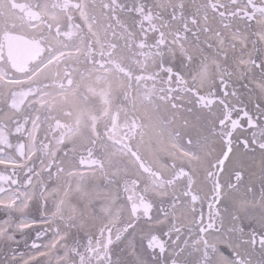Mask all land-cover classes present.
<instances>
[{"label":"snow or ice","instance_id":"snow-or-ice-1","mask_svg":"<svg viewBox=\"0 0 264 264\" xmlns=\"http://www.w3.org/2000/svg\"><path fill=\"white\" fill-rule=\"evenodd\" d=\"M135 11L141 56L157 64L154 74L138 77L150 82L142 85L143 97L173 110L161 123L188 159L145 160L131 144L136 122L113 129L108 156L87 148L58 158L46 144L38 149L18 136L14 143L0 131V164L12 166L10 174L0 172V238L19 244L17 232L21 239L34 234L30 247L62 246L63 264H264V176L257 214L249 210L244 193H255L233 138L250 131L237 140L264 153V44L246 43L252 21L264 42V0H206L197 6L202 21L183 0H143ZM234 41L241 42L239 53ZM202 151L204 163L196 166ZM89 221L100 224L98 235L85 226ZM49 237L50 245L37 243ZM25 256L6 247L0 264H22Z\"/></svg>","mask_w":264,"mask_h":264},{"label":"bare ground","instance_id":"bare-ground-1","mask_svg":"<svg viewBox=\"0 0 264 264\" xmlns=\"http://www.w3.org/2000/svg\"><path fill=\"white\" fill-rule=\"evenodd\" d=\"M19 1H24L29 4L30 0H0V34L2 31L8 30L16 34L31 37L33 35L38 36L36 33L39 31L38 33H41L40 35L48 37L45 41L46 44H54V41L50 37H55L58 44H54V49L48 46V53L46 52L43 58L31 62L28 71L17 70L14 72L0 41V122L4 126L7 127L8 123L12 125L17 116L15 105L10 101L13 87L25 85L32 81L31 79H34L35 83L38 82V85L45 86L42 87L45 88L43 90L44 94L49 95L56 102L54 109L52 108L53 110H51L48 116L49 123L44 125L42 131H39V128L35 129V120L38 115L36 108L31 120H29L27 126L29 138L27 143L34 142L38 149L41 145L46 144L51 151L56 152L58 158H63V153L66 150L70 153L73 151L79 153L95 144L102 151V156H108L111 153L107 148L110 146V142L104 139L102 135L103 130L100 129V126L110 125L108 119L112 118L111 121L114 120L117 130L123 125H130L133 122L140 125L131 144L145 160L155 164L157 159L165 154H175L177 159L182 161L188 159L185 156H180L177 150L172 147L167 132L161 123V119L168 120L173 116V110L164 103H161L158 109L153 105L150 106L143 97V84L138 88L134 87L136 82L141 80L138 77L154 74L157 68V64L153 58L145 59V57L141 56V52L146 51L145 49H141L140 47L135 49L129 48L122 41H119V47H116V51L110 56H105L102 59L97 57L92 58L93 61L97 62L104 60L102 64L107 65L104 69V73H106L104 79L99 78L102 76V72H97L94 63H89L90 65L85 71H79L78 74H73V71L71 72L73 74L72 77L75 76V79L69 84L65 81L66 75L64 68L71 65L75 69V66L78 65L81 59L78 56L81 48L78 43L85 42L84 33L73 37L70 42L63 39L67 36L65 21L67 15L58 9L64 7V3L50 4L48 0H44L41 4L40 12L48 15V17H45L37 12L36 15L33 13L30 15L19 13L17 9L20 7ZM76 1L79 3L77 6L79 13L82 14V10L87 14L89 13L88 16H92L91 19L96 25V28H93L96 32L92 34V38H95L98 44L99 42L100 44L106 43L109 47L115 45L116 41L118 42L120 34H123L125 30L129 31L125 12L136 9L138 3L143 2V0H128L120 3L116 0ZM157 1L162 3V0ZM197 1L201 3L206 2V0ZM112 2L114 3L112 4ZM172 2H175V0H172ZM102 6H105V11L101 12ZM197 6L192 5L190 8L192 13L196 15V18L202 21V12L197 13ZM100 14H109L111 16L113 15V17L119 16L120 21L116 23L119 34L113 35L112 32L102 27L105 26V23L102 22ZM163 14L167 16L166 12ZM37 15L38 18L40 17L39 20H37L38 18L32 20ZM94 17L100 21H97ZM257 18L259 19V17ZM29 22L31 23L30 26L27 25ZM249 23L251 26L246 30V33L253 32V28L256 27L253 26V23H256L255 21ZM256 29L258 31L259 28ZM224 32L226 37L231 38L229 30L225 29ZM127 38H132L131 34L127 35ZM210 38L214 44L217 42L214 35L210 34ZM142 39L138 40V44ZM149 40V43H151V38ZM248 42L246 43L249 48ZM234 43L236 44L235 51L239 53V50L242 48L241 42L234 41ZM262 43L264 44V42ZM104 47L103 51H100L101 53L107 51L106 45ZM61 48L67 49L66 52L56 56L55 54L51 55V50L55 51ZM225 48L229 54L234 51L228 45H225ZM196 55L198 60L203 59L199 54ZM63 58L68 61L64 63L65 59ZM73 60L74 62H71ZM198 70V64L193 66V72ZM214 70L215 68L213 66ZM146 83L150 82L146 81ZM246 83L248 82L246 81ZM84 86H87L91 93L96 90L99 98L89 92H85L83 89ZM249 88L253 94L258 95L260 93V88L256 82L249 83ZM99 99L101 103H99ZM244 99H247V95ZM111 110H115V112H111ZM249 110L251 111V107ZM114 114L117 115L116 119L113 117ZM243 123L246 128V120ZM51 128L54 129L53 132L50 131ZM61 130L62 133L67 134L65 136L69 146L67 149H64L65 146L63 143L56 142L55 136ZM39 134H41L40 138H38ZM94 135H96L95 139L93 137ZM249 135L250 131L249 133H245L240 129L233 134V138L234 145H238L237 155L239 157V166L243 170L245 177L251 178L250 184L255 193L254 196L249 193H244L252 201L249 210L258 214L261 211V205L256 200L260 193L261 177L264 176V153L258 148L255 151L245 150L243 145L237 140V136H239V140H243L248 138ZM37 156H39V152H37ZM201 156L202 160L200 165L196 166H201L204 163L203 151L201 152ZM120 162L126 163L127 160L124 158ZM97 179H99V175ZM205 212H207V208H205ZM85 226L91 228L94 233L95 230H98L100 224L96 221H89ZM18 235H20L19 232L16 233V239ZM0 241L3 242L2 238H0ZM50 241L49 239L47 244L50 245ZM66 242L68 243V241ZM7 243L16 247L18 251L28 253V256L23 258L22 264H63V261L58 260V257L64 256V248L62 246L58 245L56 248L41 247L36 250L30 249L29 251H24L21 246L23 242L21 244H14L13 241H8ZM41 244L46 243L42 241ZM41 253L44 255H41ZM69 259L73 260L72 257H69Z\"/></svg>","mask_w":264,"mask_h":264},{"label":"rangeland","instance_id":"rangeland-1","mask_svg":"<svg viewBox=\"0 0 264 264\" xmlns=\"http://www.w3.org/2000/svg\"><path fill=\"white\" fill-rule=\"evenodd\" d=\"M59 2V3H67L65 0H55V2ZM183 2L184 3H186L185 5H186V7L188 8V10L192 13V11H191V6L192 5H199V4H201V2L200 1H197V0H192V1H187V0H183ZM114 3V2H113ZM30 8H32V6H30ZM108 8L109 9H111L109 6H108ZM29 8H27L26 9V11L27 12H29ZM102 11H105V6H102V9H101V12ZM135 13L136 12H134L132 15H128V14H126V16H130V21L128 20V27H129V29L131 28V30L133 29V33L129 30H125L124 31V33L123 34H120V36H119V40H118V42L116 41V43H115V45H113L112 47H109V46H107V44L105 43V44H100V42H99V44L97 43V44H95V48L96 49H99L101 52L103 51V49L105 48L104 47V45H106V47H107V51L106 52H104V53H101L100 51L99 52H96L95 50H94V48L93 47H90L89 46V44L88 43H86V41L84 42V43H78L79 45H80V52L78 53V56H80V60H79V62H78V65L77 66H75V69L73 68V66H71V65H69V66H66L65 68H64V71H65V75H66V77H65V79L67 80V78H70V82L69 83H71V82H73V80L75 79V76L74 77H72L73 76V74H78L79 73V71H85L86 70V68L90 65L89 63H94V66L95 67H98V65H103L102 67L104 68L105 66H107V65H104V64H102L103 63V61H101V62H97V61H93L92 60V58H95V57H97V58H104L105 56H110L114 51H116V47H119V45H118V43H119V41H122L124 44H125V46H128L129 48H133V49H135V48H138L139 47V44L137 43V39L136 38H138V39H141V38H143V36H142V29L138 26V24H137V27L135 28L134 27V19L138 16V15H136V17H135ZM193 15H194V13H192ZM92 17V16H91ZM100 17H101V20H102V22H104L105 23V26H102V27H104V28H106L108 31H110V32H112V34L114 35V34H119V30H118V26L116 25V23H117V21H120V18H119V16L117 15V16H115V17H113V15L111 16V15H109V14H100ZM139 17V16H138ZM34 18H36L35 16H34ZM94 18H96V17H94ZM96 20L97 21H100L98 18H96ZM65 21H66V30H67V36L66 37H64L63 39L65 40H67L68 42H70V40L74 37V36H77V35H80V34H82L83 33V31H82V28H80L79 26H78V24L75 22V20L73 19V17L72 16H69L68 15V17H65ZM138 21L139 20H136V22L138 23ZM93 26H94V28H96V25L94 24V22H93ZM39 32V31H38ZM76 33H78L77 35H76ZM37 34V33H36ZM41 34V33H40ZM94 34H95V32H94ZM130 34H132L133 35V38H127V35H130ZM125 35V36H124ZM43 38H44V36L43 37H41V38H39V41L38 42H42V43H44V41H43ZM151 37H149V39H150ZM85 40H88V38H86V36H85ZM89 40H90V37H89ZM148 42H150V40H148ZM43 45H45V44H43ZM47 45H45L44 46V49H43V53L37 58V59H40V58H43V55L47 52L48 53V48L46 47ZM100 46V47H99ZM52 51V50H51ZM91 59V60H90ZM66 61H68L67 59H65L64 60V63H66ZM71 62H74V60L73 61H71ZM24 69V71H28L29 70V68H27V67H25V68H23ZM73 71V74H71V72ZM144 83H146V81H144V80H139V81H137L136 82V84L134 85V87H136V88H138V87H140V85H142V84H144ZM27 88H29L28 90H31L32 88H33V86L32 87H27ZM27 90V91H28ZM37 90V89H36ZM14 99L16 100V101H18V99H19V94H16L15 96H14ZM126 99V98H125ZM45 104H46V101L45 102H43L42 103V106H41V109H43V107H44V109H47V110H45V112H40V115H42V114H47V112H48V110H49V112H48V114L51 112V110H53L54 109V106L56 105V103H55V105L54 106H50V105H47V106H45ZM149 105L150 106H152V104L151 103H149ZM46 107V108H45ZM51 108H53V109H51ZM116 109V108H115ZM46 114H45V116H46ZM116 114V113H115ZM113 117H115V119L117 118V115H113ZM19 122H22V120H19ZM111 127H112V129H117L116 127V124H115V122L113 121V123H111ZM22 128H23V126H22V123L19 125V127H17V128H15V129H12L10 132H8L7 134L6 133H4L5 135H7V136H10L11 137V139H14L15 140V142H16V140H17V136L19 137V138H21V136H22V134H23V132L21 131L22 130ZM13 133H16V135H13ZM106 133H108L109 135H108V137H106V138H108V141L110 142V146L109 147H107V148H109V149H112L113 150V143H112V139H110V135L113 133L112 132V130H109V132H107L106 131ZM14 142V143H15ZM131 143H133V138H132V140H131ZM95 145V144H94ZM40 148V147H39ZM92 148H94L95 149V151L99 154V153H101L102 151L100 150V148L97 146V145H95V147H92ZM101 155V154H100ZM7 170V169H6ZM8 171V170H7ZM9 173H11V171L9 172ZM42 241V240H41ZM73 258V260H78V257H72Z\"/></svg>","mask_w":264,"mask_h":264},{"label":"water","instance_id":"water-1","mask_svg":"<svg viewBox=\"0 0 264 264\" xmlns=\"http://www.w3.org/2000/svg\"><path fill=\"white\" fill-rule=\"evenodd\" d=\"M16 60H19V62H25L29 57H28V51L24 49V47L18 45L16 48V55L15 57Z\"/></svg>","mask_w":264,"mask_h":264}]
</instances>
